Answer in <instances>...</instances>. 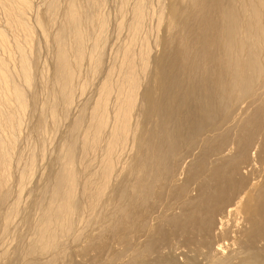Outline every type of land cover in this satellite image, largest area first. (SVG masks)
<instances>
[{
    "label": "rangeland",
    "instance_id": "rangeland-1",
    "mask_svg": "<svg viewBox=\"0 0 264 264\" xmlns=\"http://www.w3.org/2000/svg\"><path fill=\"white\" fill-rule=\"evenodd\" d=\"M55 1H57L56 4L59 9L57 8L56 15L52 16L53 21L50 27L48 26L47 36H44L34 23H36L38 16L44 18V20L50 19L47 9ZM79 1H82L83 5L86 4L85 0ZM136 1L138 0H104L100 5L102 7H97L99 9L97 11L90 10V7L87 4L85 5V10L93 11L100 14V16L103 15L107 21L105 37L101 46L100 65L94 71L95 74H92L93 70L90 68V64L86 60L83 62L80 71L82 74V76L80 75L81 80L85 79L86 82L89 80V85L85 90L81 91V88L77 90L82 83L79 81L80 84L76 89V92H78H75L76 97L71 105L72 107L70 106L71 108L67 110V113L65 112L62 115L60 122L54 123L51 119H48L44 131L39 134L34 129L38 114L34 112V115V109L31 107L33 104L31 106V103L29 104V102L35 103V101L28 98V96L33 95L35 92H32L36 90L39 102L37 103L36 100L35 105L38 104L40 107H42L41 104L45 100L49 99L48 90L53 86L52 75H54V66L57 60L55 35L59 27L64 24L65 14L63 10L67 7L69 0H32V5L35 8L33 7L34 10L30 11L32 15L29 12L27 17L30 18H28L30 20L28 21L34 29V46L31 47L33 50L30 52L29 57V66L32 69V76H34L32 77L34 86L26 89L21 77L15 75L27 106L21 132L15 146L16 151L15 149L13 151V158L15 159L12 158L13 167H11L12 173L10 172L9 185H11V193L14 198L16 187L18 188L17 180L19 178H17V175L20 174L19 168L25 166L23 163L28 161L29 154L33 151L35 153L39 152L41 148L46 149V151H43V156L40 153L36 154L38 155V157L36 156L37 168L35 167L31 181L24 189L21 198L24 206L21 205L23 204L21 202L20 213L17 212L12 216L8 234L3 231L2 222L0 224V228H2V230L0 229V264H9L11 261L15 264H47L48 262L51 264L264 263V120L261 123L256 120L257 114L264 110L263 75L261 81L258 80L257 90L248 92L249 86L255 83L252 73L256 71L264 73V64L261 66L258 62L257 68H251L247 71L248 81L241 86V99L232 104L233 106L231 105L229 109L215 112L216 115L212 116L208 115L207 112L212 106L211 98L215 95L214 90L217 89L216 70L206 67L196 77L189 66L196 65L201 61L207 62L206 58L187 60L182 56L179 67L171 59L167 62L171 65L170 70L172 71L169 83L180 80L181 83L173 90L168 89L169 94L165 97V90L162 89V85L165 84L164 72L167 55H165V52L167 49H175L176 43L171 42L169 47L165 46L164 43L170 36L172 37L173 34L181 30L177 18L176 20H170L168 17L169 12L174 6H181V8L188 10L190 0H144L147 2L146 8L149 10H145V22L142 23L140 35L137 36V40L133 45V59L136 64L133 69L139 74V77L141 76L140 80L142 81H140L139 101L141 103L145 101L144 97L153 90V104L159 105L160 111L169 117L165 125V136L167 132L172 135L175 132L178 133L177 137L168 145L174 150V157H171L174 160L168 161L170 174L164 171L161 178L158 179L157 172L155 185L141 193L135 192L132 187L134 175L131 176L130 174L131 168L136 166L144 155L143 150L136 143L137 139L143 136L142 132L147 137L150 136L156 122L159 121V117H156L154 110L150 116H145L142 114V108L137 107L133 115L134 118H132L134 122L132 126L135 127V132H131L136 136L132 137L130 134L127 139L128 143L124 144L127 147L123 148L125 147L123 146L121 148L123 150L118 153V159H116V163H118L116 164L117 171L115 168L116 172L114 171V176H111V183L107 186L108 191L107 189L105 191L106 195L104 193L105 196H102L101 201L89 208L97 193L95 189L99 184L97 182H100L99 179H101V156L104 154V148L102 147L105 144L102 143V147L99 146L100 148L98 147L97 150L90 151L89 155L86 153L88 156L86 154L82 156L83 152L80 146L83 138L81 131L78 132L77 134L80 135L77 136L78 142L76 141L77 149L79 148L76 156L77 168L80 172L83 171L82 174L92 181V184L95 183V187L90 188L92 191L89 190L90 197L83 198L82 187L84 188L85 185L83 186V184L85 183L82 184L83 176L80 175L82 186L78 184V186L80 185L78 188L81 187V190L78 191L77 188V195L78 193L81 194L78 195V199L80 198L82 205L90 210V212H86L87 217L84 216L83 218L87 221L82 220V217L81 220L85 223L81 220L77 221L76 224L79 227L76 225L78 228L75 229H78L79 234L73 231L76 233V237L79 235L76 239H74L75 236L72 238V234H70L71 237H68L69 235L64 236L63 241L66 240L67 242L65 241L64 247L59 249L64 252H60L59 256L57 255L58 251L57 254L53 253V255H57L58 258L56 259L54 258L56 256H50L52 252H48L43 253L45 256L36 254L35 258L33 257L29 263H26L25 260V262L23 261L25 259L23 254L20 255L21 253H19L21 250L23 251L27 242L29 244L30 241L34 240L35 232L33 229L30 231L31 227H27L28 224L26 225L25 220L27 216L38 217L39 213L37 211L40 210L38 206L36 209V205L34 206L32 201L35 202L36 198L42 201L45 200L44 197L46 196H42V198L37 195L44 192L47 195L46 190L48 187L46 184L50 181L49 175L54 173V169L61 166V164L57 165L61 162L60 156H58L60 154L59 150L62 143L64 144V141H66L71 124L81 115L83 105H86V103L88 105L94 104L96 97H98L97 94H99V85L105 79L108 70L114 69L115 75L116 73L120 75L121 69L119 67L122 63V51L133 39L130 22L134 17L132 5H135ZM202 3L214 19L212 25L214 29L220 30L226 35L235 33V30L229 24L224 27L227 19L221 17V9H224L225 6L220 7L216 0H202ZM37 8L39 10H36ZM35 10L39 12L37 13ZM161 11L163 14L160 13ZM0 15V28L4 30L5 17L1 11ZM197 26L202 29L199 24ZM97 29L96 25L92 26L90 32L93 30L91 33H97ZM6 33L12 40L14 34L7 32V30ZM217 40L218 43L215 45L219 46L217 51L222 55L225 53V48L220 40ZM89 41L86 45L88 52L91 50L93 43V41ZM206 43L207 40H202L196 52H204L207 56V49L204 47ZM144 47H146V50L148 48V56L146 66L142 68L145 63L140 62V58L145 49ZM246 49L264 51L261 44L253 41L248 43ZM14 55L17 57L14 56L16 59L13 60L12 65L17 67L18 54L16 51ZM114 66H117L116 69ZM81 77H79V80ZM40 79L41 82H39ZM35 86L36 88L39 86L37 89L41 91H37ZM217 91L219 90L217 89ZM112 102L114 104V101ZM39 106L37 107L39 108ZM178 106L181 107L180 110H184L183 115L177 111L179 110ZM90 111L87 109L88 116ZM101 148L102 150H100ZM94 152L96 153L94 154ZM56 157H59L58 163ZM54 162L56 165H54ZM19 163L20 166H18ZM81 164H83V167L80 166ZM17 167L19 168L17 169ZM59 170L60 168L56 169L55 172ZM98 174L100 175L99 178ZM47 175L49 179H47ZM151 175L154 176L153 173ZM173 176L174 179H172ZM85 178L83 182H86L87 179L85 180ZM152 178V176L150 178L147 175L145 180L149 179L148 181L151 182ZM12 187L14 188L12 189ZM42 188H45V191L41 193L38 191L37 193V190ZM124 191H126V194L122 195ZM13 196L10 197L13 198ZM34 197L36 198L34 199ZM11 198L10 200L13 203L14 199ZM116 198L117 200H115ZM10 200L9 202H11ZM130 200L134 205L132 209L134 219L131 218L126 226L118 225L116 220L119 215L113 209L118 203V205H125V209L130 211ZM9 208L6 210L11 211L12 208ZM235 209L236 211H234ZM112 210L115 214L109 216V212ZM25 213L26 217L24 216ZM114 228L117 229L114 230ZM75 233L73 234L75 235ZM5 234L8 236H5ZM30 238H33V240ZM3 239L4 242L2 243ZM52 258H54L53 262Z\"/></svg>",
    "mask_w": 264,
    "mask_h": 264
},
{
    "label": "bare ground",
    "instance_id": "bare-ground-1",
    "mask_svg": "<svg viewBox=\"0 0 264 264\" xmlns=\"http://www.w3.org/2000/svg\"><path fill=\"white\" fill-rule=\"evenodd\" d=\"M216 1L220 7L225 6L224 9H221V17L227 19V21L224 23V27L229 24L235 30L233 35H226L220 30H216L212 27L214 19L206 10L202 0H190L188 10L181 8V6H174L170 10L168 17L171 21L176 20L177 18V21L180 23L179 27L181 30L173 34L172 37L170 36V38L164 43L165 46L169 47V44L174 42L176 43V47L173 50L167 49L165 52V55L167 54L164 72L165 84L162 85V89L165 90V97H167L169 94L168 89L173 90L181 83V80L178 82L169 83L172 74V71L170 70L171 65L167 63L169 60L173 59L174 64L179 67L182 56H184L187 60L194 58H206L207 62L201 61L196 65H190L189 69L193 71L194 76L196 77H198L199 73L206 67H211L212 69L216 70V88L219 91H217V89L214 90L215 95L211 98L212 106L207 112L208 115L212 116L216 115L215 112L224 111L226 108L229 109L232 104L238 102L241 99V86L246 84L248 81L247 71L251 68H257L258 62H260L261 66L264 64V51L246 49V46L250 41L257 42L264 47V0ZM56 2L57 1L50 4L47 9L50 14V19L44 20V18L38 16L36 23H34L41 31L40 33H42L44 36H47L48 26L50 27L51 22L53 21L52 16L54 17L56 15L55 12L58 11L57 8L59 6L56 4ZM81 2L79 0H69L67 7L65 6L66 8L63 10L65 14V21L64 24L59 27L54 40L57 44V60L55 59L56 63L54 66V75H52L53 86L50 87L49 90L47 89L49 91V99L45 100V102L41 104L42 107H40L38 104L35 105L36 100L37 103L39 102L38 93L35 90L39 88V86L37 88L35 86V91L32 92L35 93L28 96V98L32 100L34 99L35 101V103L29 102V104L31 103L30 106L33 104L31 106L34 109L33 113L35 112L38 114L34 129L35 132L39 134L44 131V126L48 119H51V121L54 123L60 122L62 115L65 112L67 113V110L72 107L71 105L74 103L76 97L75 92L77 86L80 84L79 81L82 83L79 85L80 87H78L77 90H79V88H81V91L85 90V88L89 85V80L87 82L85 79H83L85 82L81 80L82 74L80 71L81 67L83 66V62L86 60L90 64V68L93 70L92 74H95L94 71L97 70L100 65L101 46L105 37L104 35L107 27V21L103 15L100 16V14H96L93 11L99 10L97 7H99L104 2V0H85L86 4L90 7V10L93 11L85 10L84 8L86 4L84 2L85 5H83V2ZM136 2L137 3L135 5H132L134 17L130 22L133 39L130 44L127 42L128 45L125 47L123 46L124 49L122 51V63L121 66L119 65V68L121 69L120 75H117V73L115 75L114 69L108 70L105 79L99 85V94H97L98 97H96L94 104L88 105L86 103V105H83V108H81L82 113L80 111L81 117L78 116L79 118L74 120L71 124V128L69 130L70 132H68L69 134H67V138L65 139L66 141H64V144L62 143V146L59 150L60 154L58 156H60V158H58L61 162L58 163V158H55L58 163L57 165L61 164V166L58 167L60 170L55 172L56 169L58 170V168H56L53 170V172L56 174L53 173L49 175L50 181L52 183H49L50 181L47 180L49 181L47 184H50H46L48 187L46 190V192H48L47 195H45L46 193L44 192L45 188H42L43 190L40 189L41 191L36 189L37 193L38 191L40 193L42 191L45 193H41L44 195L36 194L38 197L46 196L47 198L44 197L45 200L42 201L39 198H36L37 196L34 197V199L36 198L37 200L35 202L32 201V203L34 206L36 205V209L38 206V209L40 210L39 212L37 211V213H39L38 217L36 215V217L27 216L25 220V222H27L26 225L28 224L27 227H31L30 231L33 229L36 236H33L34 240L33 238H30L33 241H30L29 244L27 242L26 246L24 245V249L22 248L23 251L21 250V252H19L21 253L20 255L23 254V257L25 258L23 261L25 260L26 263H29V261H31L36 254H42L45 256L43 253L48 252H52L50 253L51 257L56 256L54 258H58L57 255L59 256L60 252L63 251H60L59 249L64 247L63 244H65L66 241H63L64 236L69 235L68 237H71L70 234H72V238L75 236L74 239H76L79 235L76 237V233L73 231H76L78 232L77 234H79L78 229H75L79 227L76 224L77 221L81 220V217L82 220L87 221V219L83 218L84 216L87 217L86 212H90V210L82 205V202L79 200L80 198L78 199V195L80 193L77 195V188L85 183L83 184V186L85 185L84 188L82 187V196L84 195L83 198H89V190L92 191L90 188H94L95 183L92 184L93 182L85 178V176L82 174L83 171L81 170L82 172H80V170L77 168L76 156L78 155L77 152L79 151V148L77 149L78 145H76V141L78 138L77 136L80 135L77 134L78 132L81 131L80 133H82L83 138L82 144L80 146V149L83 152L82 156H85L84 154L86 153L89 155L95 149L97 150L99 146L102 147V143L105 144L102 147L104 148V154L101 156V179H99L100 182H97L99 183L95 187L97 193L94 196L92 203L89 205V208L98 204L106 195L105 191L108 184L111 183V176H114L115 172L117 171L116 164L118 163H116V159H118V153H120V150H123L121 149L123 146H125L123 148L127 147L124 144L128 143L127 139L130 137L129 135L131 132H135V127L133 128L132 126L134 124L132 118H134L133 115L137 107L142 108V114L145 116H150L151 112L154 110L156 112V117H159V121L156 122L150 136L147 137L142 132L143 136L137 139L138 141L136 143H138L137 145L139 148L143 150L144 155L136 166H132L130 171L131 176L132 174L134 175V179L132 181V187L134 191L141 193L146 189H150L157 181V172L158 179L161 178V174L164 171L165 173L169 172L170 167L168 161L173 159L171 157H174V150L168 145L177 137L178 133L175 132V134L172 135L167 132L165 136V125L167 124L169 117L167 114H164L160 111L159 105L153 104V90L144 97L145 101H142V103L138 99L141 76L139 77V74L133 69V67H136V64L134 63L135 60L133 59V45L137 40V36L140 35L139 33L142 28V23L145 22V10L149 9L146 8L147 2L144 0H138ZM33 7L32 0H0V11L5 17V29L3 30V28H0V224L2 222V228L6 234L9 233L8 231H10L9 226L12 223V216L17 214V212L20 213V204L21 202L23 203V201H21L23 191L28 186L27 184L29 181H31V176H33L32 174L35 171L37 161L36 159L38 157L36 154L40 153L41 156H43V151H46V149L41 148L39 152L35 153L32 150V153H28V161H25L27 163H23L25 166L23 165V167L20 168L17 167V169H20V174L17 175V178H19L17 180L18 188L16 187L17 190L14 189L16 191V194L14 193L16 195L14 198L11 193V185H9V180L11 177L10 174L12 173L11 167H13L12 158L14 149L16 151L15 146L17 138L21 132L23 118L24 114L26 113L27 106L26 100L23 97L22 89L20 86H18L15 75L21 77L26 89H29L30 87L32 88L34 86L32 79L34 76H32V69L29 66L30 52L33 50L31 47L34 46V29L30 25V18L27 17L28 13L34 10L35 7ZM101 7L102 6H100V8ZM36 10L39 9L37 8ZM30 13L32 15V12ZM160 13H162V11ZM197 24H199L202 29H199ZM95 25L98 27L96 30L97 33H91L93 30L90 32V29ZM171 27H173V25H171ZM6 30L7 32L9 31L14 34L12 40L9 38ZM216 38L220 40L225 48V53L222 55H220L217 51L219 46L215 45L218 43ZM89 40L93 41V43L91 45V50L88 52L86 50V45ZM202 40H207V43L204 45L205 49H207V56L204 54V52H196ZM144 48L145 49L141 54L142 57L140 56V62L143 61L145 63L142 68H145L148 56V48L147 50L146 47ZM15 51L18 54L17 67L12 65L13 60L17 57L14 55ZM114 67L116 69L117 66ZM262 75L264 76V73L261 71L252 73L255 83L252 86H249V93L252 91L255 92V90H257L256 88L259 84L258 80L263 77ZM79 77H81L80 80ZM36 78L38 79V77ZM41 79L39 82H41ZM37 91L39 90L37 89ZM32 96L33 98H31ZM112 101H114V104ZM37 106H39V108ZM177 108L179 109L177 111L183 115L184 110H180V106ZM87 109L88 111L91 110L89 112V116ZM256 120L260 123L264 120V110L257 114ZM133 134L134 133L131 134L132 137L136 136ZM102 148L100 150H102ZM95 153L96 152H94V154ZM41 156L39 155V157ZM54 165H56V163ZM82 165L83 164L80 166ZM18 166H20V163ZM13 170L15 169L13 168ZM152 173L154 176L151 175ZM80 175L83 176V178ZM147 175L150 176V178L151 176L153 177L151 182L148 181L149 179L145 180ZM84 178L88 181L86 180V182H83ZM47 179H49L48 175ZM172 179H174V176ZM78 184L80 185L78 186ZM13 188L14 187H12V189ZM80 188H78V191ZM125 194L126 191L122 193V195ZM10 196H13V198ZM10 198L14 199L13 203ZM9 200L11 202H9ZM115 200H117V198ZM129 203L130 211L125 209V205H118V203H115L117 206L114 207L113 210L119 215V218L116 220L118 225L126 226L131 218L134 219V213L132 211L134 205L131 200ZM21 205L24 206V203ZM8 207H10L9 209L12 208L11 211L6 210ZM113 210L109 212V216L115 214ZM234 211H236V209ZM198 215L200 216L199 213ZM24 216L26 217V213ZM82 220L81 222H83ZM76 225L78 227H76ZM2 228L0 229L2 230ZM115 229L117 228H114V230ZM73 233H75V235ZM6 234L5 236H8ZM3 242L4 239L2 243ZM57 251L59 252L58 254ZM53 253L57 255H53ZM54 258H52L53 260L51 259L52 262L54 261ZM9 264H15V262L11 261ZM47 264L51 263L48 262Z\"/></svg>",
    "mask_w": 264,
    "mask_h": 264
}]
</instances>
